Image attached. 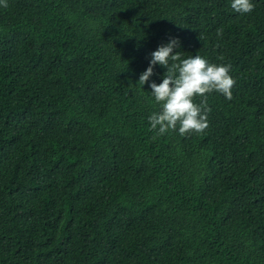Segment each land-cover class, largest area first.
I'll use <instances>...</instances> for the list:
<instances>
[{"label":"trees","instance_id":"1","mask_svg":"<svg viewBox=\"0 0 264 264\" xmlns=\"http://www.w3.org/2000/svg\"><path fill=\"white\" fill-rule=\"evenodd\" d=\"M6 2L0 264H264V0ZM172 39L235 85L204 132L153 139L166 69L136 84Z\"/></svg>","mask_w":264,"mask_h":264},{"label":"clouds","instance_id":"2","mask_svg":"<svg viewBox=\"0 0 264 264\" xmlns=\"http://www.w3.org/2000/svg\"><path fill=\"white\" fill-rule=\"evenodd\" d=\"M0 5L7 7L6 0H0ZM255 5L252 0H231V8L240 15L251 13ZM222 35V30H217ZM179 46L177 39H172L167 45H161L151 53L149 67L139 76L136 85L143 86L154 75L153 68L159 64L166 69L162 83L150 84L153 102L160 110L149 115L150 130L155 132L153 139L178 131L179 135L202 133L208 128L207 115L211 109L207 105V96L213 92L222 94L226 99H232V88L235 80L230 75L231 65L224 63H209L200 55L182 57L181 52L173 53ZM223 61V57H218ZM199 97V103L195 98Z\"/></svg>","mask_w":264,"mask_h":264}]
</instances>
